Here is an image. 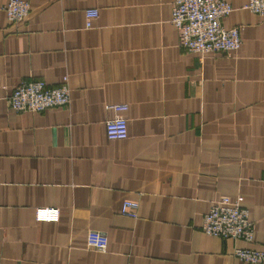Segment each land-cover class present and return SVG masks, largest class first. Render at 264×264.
I'll list each match as a JSON object with an SVG mask.
<instances>
[{
	"label": "crops",
	"instance_id": "obj_1",
	"mask_svg": "<svg viewBox=\"0 0 264 264\" xmlns=\"http://www.w3.org/2000/svg\"><path fill=\"white\" fill-rule=\"evenodd\" d=\"M247 1L222 19L240 47L200 54L180 44L174 0H29L17 24L0 0V264H246L235 247L264 249V16ZM65 76L66 106L10 108L17 84ZM115 103L124 139L106 136ZM222 195L243 197L252 242L201 230Z\"/></svg>",
	"mask_w": 264,
	"mask_h": 264
},
{
	"label": "built area",
	"instance_id": "obj_2",
	"mask_svg": "<svg viewBox=\"0 0 264 264\" xmlns=\"http://www.w3.org/2000/svg\"><path fill=\"white\" fill-rule=\"evenodd\" d=\"M251 12L264 16V0H248L244 5ZM4 10L9 22L17 24L25 21L31 11L29 0H7ZM233 10L229 0H174L171 23L179 30L181 46L188 51L205 54L208 52H231L241 45L239 26L227 28L222 19ZM97 8L84 10L85 26L91 27L98 17ZM67 76L59 86H48L44 80H27L17 84L8 96L11 109L16 112H42L55 106H66L70 100V87ZM113 116L105 122L106 136L109 139H124L128 136L126 103L110 105ZM138 203L124 200L121 214L137 216ZM58 210L39 208L36 219L56 220ZM201 230L219 238L241 239L252 242L254 223L248 209L243 205V197L222 195L216 198L209 210L203 214ZM87 246L96 251H105L108 238L102 232L89 230L86 234ZM233 255L246 264L264 262V249L235 247Z\"/></svg>",
	"mask_w": 264,
	"mask_h": 264
}]
</instances>
